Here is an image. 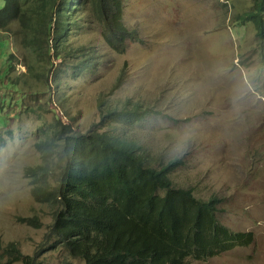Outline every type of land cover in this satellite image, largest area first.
<instances>
[{"label": "rangeland", "instance_id": "obj_1", "mask_svg": "<svg viewBox=\"0 0 264 264\" xmlns=\"http://www.w3.org/2000/svg\"><path fill=\"white\" fill-rule=\"evenodd\" d=\"M125 2V25L135 37L125 55L108 47L89 4L83 21L94 20L93 27L80 44L99 53L94 77L64 75L54 84V73L66 67L55 54L42 63H52V85L25 77L38 62L16 38L21 25L11 37L0 30V254L15 243L34 264H85L50 238L55 218L35 200L26 170L41 163L37 144L57 117L76 131H94L105 100L121 110L129 101L140 105L148 117L132 131L153 165L183 159L171 175L174 185L204 200L219 196L222 222L253 233L247 247L187 264H264V40L238 19L255 0ZM37 217L39 228L25 222ZM6 259L0 256V264Z\"/></svg>", "mask_w": 264, "mask_h": 264}, {"label": "trees", "instance_id": "obj_2", "mask_svg": "<svg viewBox=\"0 0 264 264\" xmlns=\"http://www.w3.org/2000/svg\"><path fill=\"white\" fill-rule=\"evenodd\" d=\"M89 4L108 47L125 55L127 42L135 38L125 25V0H5L0 29L13 33V24H20L19 40L38 62L25 77L52 85V63H42L52 62L53 54L66 66L63 73H54V84L64 75H97L99 53H87L89 46L80 44L93 27L94 20L83 21ZM238 19L255 25L264 40V0H255ZM73 45L83 49L75 51ZM15 59L11 56L10 62ZM124 81L122 76L113 93ZM99 109L100 127L87 133L57 117L37 144L41 163L26 170L35 200L48 205L55 218L50 238L71 257L85 264H187L253 242L252 232L233 231L222 222V198L200 199L193 189L174 185L171 175L183 159L153 165L132 131L148 117L140 105L129 101L121 110L101 100ZM25 222L42 226L38 217ZM17 246L2 251L5 264H34L35 258L24 256Z\"/></svg>", "mask_w": 264, "mask_h": 264}, {"label": "clouds", "instance_id": "obj_3", "mask_svg": "<svg viewBox=\"0 0 264 264\" xmlns=\"http://www.w3.org/2000/svg\"><path fill=\"white\" fill-rule=\"evenodd\" d=\"M125 7H126V2H125ZM0 12H1V10H0ZM126 17V16H125ZM244 23V22H243ZM16 24H18L17 22H15L14 24H13V28H14V26L16 25ZM246 24H248V25H252V23H246ZM0 30H2V29H0ZM4 33H5V35H8V36H12L13 35V33H7L6 31H4V30H2ZM16 38L19 40V38H20V35H17L16 36ZM17 42V41H16ZM13 56V55H12ZM16 56V55H15Z\"/></svg>", "mask_w": 264, "mask_h": 264}]
</instances>
